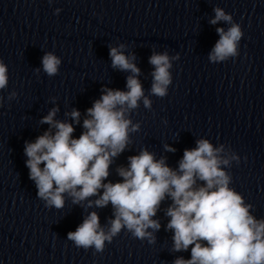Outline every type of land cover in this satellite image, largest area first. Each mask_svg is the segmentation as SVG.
<instances>
[{"label": "clouds", "instance_id": "1", "mask_svg": "<svg viewBox=\"0 0 264 264\" xmlns=\"http://www.w3.org/2000/svg\"><path fill=\"white\" fill-rule=\"evenodd\" d=\"M214 12L211 24L224 21L231 25L227 31L216 30L220 39L209 54V60L216 63L238 55L244 33L231 14L219 7ZM124 48L123 44L110 48L109 56L113 68L132 73L126 78L128 90L104 88L100 99L87 109L88 118L83 120L84 131L79 138L72 136V123L54 120L57 109L53 108L41 122L55 128V133L45 132L35 142H26V166L37 196L47 207L57 209L64 206L66 192L74 204L98 195L95 201H88V207L112 205L114 219L110 220L107 232L100 226L98 214L91 212L75 231L67 234V239L78 248L94 247L102 252L105 242L110 243L122 229L135 238L154 243L153 232L148 229L158 231L160 223L152 217L161 202L170 198L172 203L166 215L170 217L167 229L173 231V251H187L191 246V258L180 257L173 264H264V218L257 219L250 211L253 205L245 203L244 197L230 187L231 175L225 167L232 159L239 163V158L223 155V144L214 147L208 139H198L195 148L184 150L175 170L166 164V158L157 160L145 149L128 158V167L117 169L121 181L104 182L112 158L129 144V132L140 127L126 118V113L136 109L142 98L145 108H151L137 78L140 69L132 62L135 57L126 56ZM41 63L51 77L57 74L61 60L47 52ZM149 63L154 66L151 93L162 98L172 83L170 58L166 52L153 53ZM8 79V68L0 60V90L8 86ZM15 95L12 93L9 99ZM69 115L79 123L78 110L73 109ZM165 150L175 151L168 145ZM198 180L203 183L197 185Z\"/></svg>", "mask_w": 264, "mask_h": 264}]
</instances>
